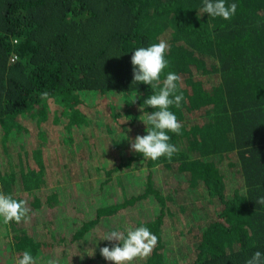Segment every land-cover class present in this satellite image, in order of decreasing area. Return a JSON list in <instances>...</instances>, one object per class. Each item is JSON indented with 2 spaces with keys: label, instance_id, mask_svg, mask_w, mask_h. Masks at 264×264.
Here are the masks:
<instances>
[{
  "label": "trees",
  "instance_id": "16d2710c",
  "mask_svg": "<svg viewBox=\"0 0 264 264\" xmlns=\"http://www.w3.org/2000/svg\"><path fill=\"white\" fill-rule=\"evenodd\" d=\"M227 3L230 20L199 15L203 0H0V192L29 209L0 217L6 264H113L102 238L140 226L158 243L133 264L264 253V0ZM161 39L182 128L152 161L130 144L159 88L133 85L131 56Z\"/></svg>",
  "mask_w": 264,
  "mask_h": 264
},
{
  "label": "clouds",
  "instance_id": "9594fccd",
  "mask_svg": "<svg viewBox=\"0 0 264 264\" xmlns=\"http://www.w3.org/2000/svg\"><path fill=\"white\" fill-rule=\"evenodd\" d=\"M237 9L236 3L229 4L227 0H203L199 15L206 13L210 17L230 20L236 14ZM168 50L167 41L161 39L158 43L137 48L131 56L133 85L142 83L150 85L153 89L159 88L158 92L144 100L140 108L143 112L141 117L146 118V122L142 121L147 126L146 134L137 135L134 142L130 144V150L142 155L144 160L157 161L162 157L171 160L172 156L179 151L174 144L170 143L171 137L168 133L179 134L182 124L170 108L179 107L184 97L182 94H176L178 82L181 80L179 75L169 71L161 80L162 74L169 67V61L166 59ZM40 98L47 100L49 93L42 92ZM144 105L154 111L144 112ZM255 203L264 206V196L259 197ZM28 214L26 201L17 200L11 194L0 192V217L3 218V223L26 221ZM102 240L112 242L111 247L100 248L99 252L105 260L113 264H133L138 258L150 255L158 243V237L146 226L129 228L126 232L112 230ZM16 264H39V258L34 257L30 251H25ZM46 264H60V260L52 258L47 260ZM245 264H264V253L254 252Z\"/></svg>",
  "mask_w": 264,
  "mask_h": 264
},
{
  "label": "rangeland",
  "instance_id": "374dc122",
  "mask_svg": "<svg viewBox=\"0 0 264 264\" xmlns=\"http://www.w3.org/2000/svg\"><path fill=\"white\" fill-rule=\"evenodd\" d=\"M1 225H2V223H0V228H1L0 232L3 231V228L1 227ZM3 248H5V247H2L1 249H3ZM0 255H1V257H0V264H6L5 260H3L2 257H5L6 258L7 253L6 252H1Z\"/></svg>",
  "mask_w": 264,
  "mask_h": 264
}]
</instances>
